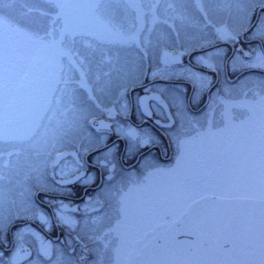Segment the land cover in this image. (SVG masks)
Masks as SVG:
<instances>
[{
	"label": "snow or ice",
	"instance_id": "obj_1",
	"mask_svg": "<svg viewBox=\"0 0 264 264\" xmlns=\"http://www.w3.org/2000/svg\"><path fill=\"white\" fill-rule=\"evenodd\" d=\"M121 49L138 51L131 69ZM150 57L153 81L191 89L144 84ZM228 69L264 74V0H0V181L13 157L34 181L18 200L0 191V233L23 225L0 264H264V75L232 85ZM89 123L98 136L85 134ZM154 127L174 162L145 154L136 171H118L111 135L136 153L162 143ZM90 160L101 184L81 206L73 189L98 178ZM56 226L76 232L78 258L42 234Z\"/></svg>",
	"mask_w": 264,
	"mask_h": 264
},
{
	"label": "flooded vegetation",
	"instance_id": "obj_2",
	"mask_svg": "<svg viewBox=\"0 0 264 264\" xmlns=\"http://www.w3.org/2000/svg\"><path fill=\"white\" fill-rule=\"evenodd\" d=\"M253 43L255 44L256 42H253ZM188 62H189V58L186 57L185 63L187 64ZM252 73L262 74L258 71L256 72L244 71L243 73L241 72L233 73L231 72L230 69H228L227 79L228 81L231 82V84H233L237 82V80L245 76L251 75ZM154 83L162 84V85L179 84L181 86L188 87L189 89H191L190 84H187L186 82L180 81V80L164 81V80L157 79L155 81L152 80L149 82H145L144 84L148 85L149 87H152ZM137 93L143 94V89L140 87H135L132 90L131 94L135 96ZM206 104H207V97H205L204 101L198 106V108L202 110L206 106ZM109 106H112V105H109ZM98 118L106 120L107 116L106 114H103V115H99ZM132 121L137 124L140 123V121L135 116L132 117ZM153 131L156 133V135L160 137L162 143L152 146L151 148L140 149L136 153H128L126 151V142L124 140L117 139V137L114 134L111 135V139L109 140V143L115 142V144L118 145V148H119L118 152L115 154V159H114V162L117 166L118 171L123 170V172L125 173L136 171L137 169L140 168V161L142 160V157L145 154H151L153 157H155L157 160V163L160 166H169L174 162V145L168 144L167 137L163 134L164 130L154 127ZM87 133H91L93 136L99 135L96 132V129L92 127L90 123L85 126V134ZM15 166H16L15 158L13 157V166L10 169L5 170V179L0 181V191H3V192L5 190L10 191V188L14 182ZM89 171L90 173L97 175L98 177L97 183L87 188L83 185H77L73 189L74 192L79 190V195L74 198V203L80 204L81 206H82L83 199L86 198L88 195H91L93 192L98 191L100 184H101V180L99 177H100L102 170L95 167L91 160L89 161ZM42 200H46V196L44 193L38 192L36 194L35 202L37 204H40L42 208L47 209V204L41 203ZM75 215L77 219H80L82 216V212L77 213ZM21 226H23L22 222L17 220V221H14L13 225L10 227L7 234L0 233V250H4L5 248H11L12 243H13V233L17 230V228ZM32 227L36 228L37 230H41L39 221L32 222ZM81 227H83V225H81ZM42 234L45 235V237L48 240H51L55 245L63 248L66 254L72 256L73 258H78L83 252L81 243L75 239L76 232L74 231H70L67 228L56 226L51 231H42ZM81 235L83 237L84 243L87 244L89 248L94 247L92 242L88 240L87 236H85L83 233H81ZM127 240H128V245L130 249L141 247V245H139L136 242V237H135L134 232H130L128 234ZM73 248H75L74 252L72 250ZM83 254L87 255L89 260L95 258L94 254L91 252H87ZM133 256L136 257L137 255H133Z\"/></svg>",
	"mask_w": 264,
	"mask_h": 264
},
{
	"label": "rangeland",
	"instance_id": "obj_3",
	"mask_svg": "<svg viewBox=\"0 0 264 264\" xmlns=\"http://www.w3.org/2000/svg\"><path fill=\"white\" fill-rule=\"evenodd\" d=\"M222 18L224 20H227V15L226 14H222ZM157 28H158V30L168 31L167 25H158ZM169 50H171L170 47H169ZM113 54H115V52H113ZM119 54H120L121 62L127 61L128 62V67H129V69H131L133 67V62L137 59L138 51L135 50V49H121V50H119ZM185 59H186V57L184 58V63H185ZM193 59H194V57H193ZM144 63H145L146 71L149 73L147 78L143 81L145 83V82H149V81L153 80L152 77H151V74H150L151 70H152L150 65H154L156 63V61H155V59L150 57L147 60H145ZM261 75L262 74L252 73L251 75H248V76L259 77ZM243 79H244V77L239 79V80H237V82L233 83L232 85H239V82L241 80H243ZM159 85H162V84H159ZM253 87H254V85L251 82H249V83H247V85H246V87L244 89L234 88L232 98L234 100H242V99H244L245 97L243 95V91H247V89H250V88H253ZM247 99H249V100L253 99V95H252L251 92H248ZM104 102L108 106L112 105L111 104V100L109 98H107V97L104 98ZM202 110L206 111V107H204ZM234 116H235L236 120L239 121V120H242V119L246 118L247 112L243 108H237V109H234ZM15 163H16V158H15ZM36 163H38V161ZM27 171H28L27 165H25L24 167H18L16 165L15 166V171H14V182H13L11 188H10V191L5 190L4 192H7L14 199L18 200L19 199V193L24 191V187H23L24 184L25 183H29V184H33L34 183V181H26L25 180V173ZM129 259H131L133 261L135 259V256L132 255L131 257H129Z\"/></svg>",
	"mask_w": 264,
	"mask_h": 264
},
{
	"label": "water",
	"instance_id": "obj_4",
	"mask_svg": "<svg viewBox=\"0 0 264 264\" xmlns=\"http://www.w3.org/2000/svg\"><path fill=\"white\" fill-rule=\"evenodd\" d=\"M208 211L211 213L212 209L210 208ZM153 247H154V246H153ZM146 258H147V257L136 256L135 259L133 260V262H134V264H135V262L142 261V260H144V259H146Z\"/></svg>",
	"mask_w": 264,
	"mask_h": 264
}]
</instances>
